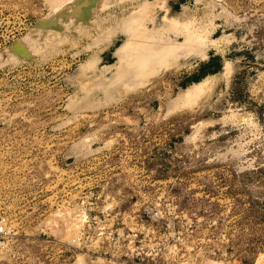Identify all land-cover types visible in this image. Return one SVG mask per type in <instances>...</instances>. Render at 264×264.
<instances>
[{
	"label": "rangeland",
	"instance_id": "obj_1",
	"mask_svg": "<svg viewBox=\"0 0 264 264\" xmlns=\"http://www.w3.org/2000/svg\"><path fill=\"white\" fill-rule=\"evenodd\" d=\"M0 210V264H264V0H0Z\"/></svg>",
	"mask_w": 264,
	"mask_h": 264
},
{
	"label": "built area",
	"instance_id": "obj_2",
	"mask_svg": "<svg viewBox=\"0 0 264 264\" xmlns=\"http://www.w3.org/2000/svg\"><path fill=\"white\" fill-rule=\"evenodd\" d=\"M16 234V227L12 223L10 217L0 210V251L7 247Z\"/></svg>",
	"mask_w": 264,
	"mask_h": 264
},
{
	"label": "trees",
	"instance_id": "obj_3",
	"mask_svg": "<svg viewBox=\"0 0 264 264\" xmlns=\"http://www.w3.org/2000/svg\"><path fill=\"white\" fill-rule=\"evenodd\" d=\"M213 65H214V68L209 69V67L213 66ZM223 67H224L223 61L220 58L213 56V57H211V59L207 63H203L199 67L198 73H196L194 75V78L192 80L195 83L200 82L210 74H215V73L221 72ZM185 87H187V86H185Z\"/></svg>",
	"mask_w": 264,
	"mask_h": 264
},
{
	"label": "crops",
	"instance_id": "obj_4",
	"mask_svg": "<svg viewBox=\"0 0 264 264\" xmlns=\"http://www.w3.org/2000/svg\"><path fill=\"white\" fill-rule=\"evenodd\" d=\"M109 46H111V45H109ZM113 57H114L113 50H111L110 47H106L105 49L101 50L99 53L95 54V57H93L92 59H94V58L97 59L96 65L104 62L106 64L102 65V67H107L108 66L107 62H109V60H106V59L107 58H113ZM88 62H89V60H88Z\"/></svg>",
	"mask_w": 264,
	"mask_h": 264
},
{
	"label": "bare ground",
	"instance_id": "obj_5",
	"mask_svg": "<svg viewBox=\"0 0 264 264\" xmlns=\"http://www.w3.org/2000/svg\"><path fill=\"white\" fill-rule=\"evenodd\" d=\"M136 18V17H135Z\"/></svg>",
	"mask_w": 264,
	"mask_h": 264
}]
</instances>
